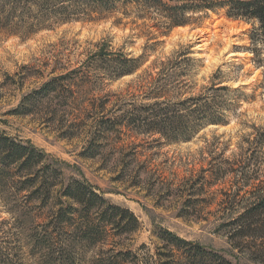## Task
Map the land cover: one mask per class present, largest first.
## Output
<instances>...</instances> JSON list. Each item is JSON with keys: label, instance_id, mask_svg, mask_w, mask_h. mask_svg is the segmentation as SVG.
Instances as JSON below:
<instances>
[{"label": "trees", "instance_id": "trees-1", "mask_svg": "<svg viewBox=\"0 0 264 264\" xmlns=\"http://www.w3.org/2000/svg\"><path fill=\"white\" fill-rule=\"evenodd\" d=\"M132 8L130 13L144 18L157 10L165 33L198 22L195 17L202 13L227 9L230 19L256 22L253 34L264 38V0H0V34L34 35L51 21L68 24L115 11L127 16ZM144 64L141 57L114 54L103 45L82 67L50 78L27 95L20 108L26 115L49 108L50 121L63 128L62 139L71 140L84 128L89 139L80 154L84 159L101 157L114 141L149 136L157 137L153 144L158 145L187 143L203 129L226 123L225 87L181 101L166 100L161 92L168 85L153 83L142 103L133 97L112 103L110 95L80 100L92 74L114 82ZM255 140L250 155L221 159L210 165L209 174L191 175L172 191L183 206L180 217L187 218L212 206L214 186H229L219 191L216 229L229 245L225 252L161 228L152 232V246L136 247L132 237L142 224L129 208L113 204L84 178L66 177L67 165L31 142L0 131V264H233L229 256L264 264V130Z\"/></svg>", "mask_w": 264, "mask_h": 264}, {"label": "rangeland", "instance_id": "rangeland-1", "mask_svg": "<svg viewBox=\"0 0 264 264\" xmlns=\"http://www.w3.org/2000/svg\"><path fill=\"white\" fill-rule=\"evenodd\" d=\"M133 11L126 10L127 16L125 11L92 14L68 24L51 21L34 35L0 34V131L31 142L65 163L66 177L84 178L110 202L129 208L142 224L132 237L136 247L152 246V232L161 228L227 252L229 245L216 229L221 223L219 191L229 186L222 182L214 186L209 192L212 206L187 218L180 217L183 206L172 191L191 175L209 174L210 165L221 159L251 154L256 134L264 130V38L253 34L259 27L256 22L230 19L227 9L197 15L198 22L168 33L161 28L157 10L146 18ZM103 45L114 54L141 57L145 64L136 74L114 82L92 74L93 83L83 90L81 101L110 95L112 103L132 97L142 103L153 83L168 85L161 92L166 100L181 101L205 98L211 89L225 87L222 101L230 107L226 123L203 129L187 143L158 145L153 144L157 137L140 136L121 144L111 142L99 158L80 157L89 140L84 128L75 138L62 139L63 128L50 121L49 108L26 115V108L20 107L27 95L50 78L82 67ZM1 217L7 219L6 214ZM228 258L233 264H260L244 256Z\"/></svg>", "mask_w": 264, "mask_h": 264}]
</instances>
